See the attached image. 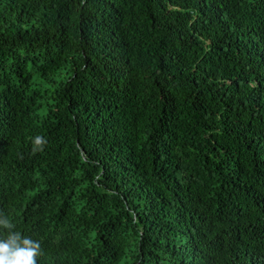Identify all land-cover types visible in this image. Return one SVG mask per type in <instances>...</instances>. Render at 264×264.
Here are the masks:
<instances>
[{
    "label": "trees",
    "instance_id": "obj_1",
    "mask_svg": "<svg viewBox=\"0 0 264 264\" xmlns=\"http://www.w3.org/2000/svg\"><path fill=\"white\" fill-rule=\"evenodd\" d=\"M0 211L38 264H264V0H0Z\"/></svg>",
    "mask_w": 264,
    "mask_h": 264
},
{
    "label": "clouds",
    "instance_id": "obj_2",
    "mask_svg": "<svg viewBox=\"0 0 264 264\" xmlns=\"http://www.w3.org/2000/svg\"><path fill=\"white\" fill-rule=\"evenodd\" d=\"M45 144L44 137L36 136L33 153L42 151ZM41 255V242L17 230L9 215L0 211V264H38Z\"/></svg>",
    "mask_w": 264,
    "mask_h": 264
}]
</instances>
